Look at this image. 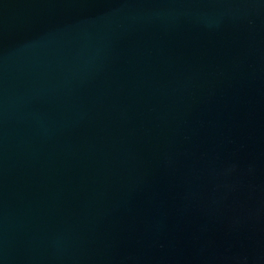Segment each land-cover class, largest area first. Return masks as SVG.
<instances>
[{
    "label": "water",
    "instance_id": "water-1",
    "mask_svg": "<svg viewBox=\"0 0 264 264\" xmlns=\"http://www.w3.org/2000/svg\"><path fill=\"white\" fill-rule=\"evenodd\" d=\"M0 264H264V0H0Z\"/></svg>",
    "mask_w": 264,
    "mask_h": 264
}]
</instances>
